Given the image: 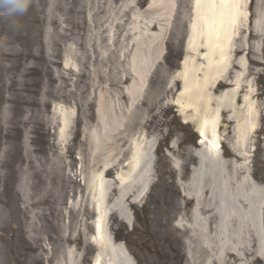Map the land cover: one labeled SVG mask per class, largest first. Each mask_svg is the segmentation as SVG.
I'll return each mask as SVG.
<instances>
[{
  "label": "rangeland",
  "instance_id": "1",
  "mask_svg": "<svg viewBox=\"0 0 264 264\" xmlns=\"http://www.w3.org/2000/svg\"><path fill=\"white\" fill-rule=\"evenodd\" d=\"M158 1L32 0L15 20L0 17V264H70V252L75 264H92L88 239L102 182L104 211L133 221L130 232L112 213L108 227L126 237L137 263L188 264L183 226L193 204L184 184L202 151L180 115L175 75L195 59L185 49L191 0L148 9ZM249 78L264 109V49ZM145 136L158 156L153 189L140 199L152 151L133 179L127 161ZM254 155L264 188V140Z\"/></svg>",
  "mask_w": 264,
  "mask_h": 264
},
{
  "label": "bare ground",
  "instance_id": "2",
  "mask_svg": "<svg viewBox=\"0 0 264 264\" xmlns=\"http://www.w3.org/2000/svg\"><path fill=\"white\" fill-rule=\"evenodd\" d=\"M191 2V42L187 50L195 59H186L175 78L182 83L180 115L197 130L199 146L204 150L196 156L207 171L201 174L202 165L194 169L184 186L185 190H190L185 193L186 203L193 204L188 225L183 226L189 233L187 263L264 264V226L261 223L264 188L252 176L250 168L264 109L255 99L256 87L249 78L251 65L261 61L264 0ZM161 4L162 1L151 3L148 9ZM223 85L228 87L216 94L214 90ZM63 127L69 130L67 121ZM228 128L232 134L230 141ZM146 139L149 136L141 139L142 145H136L129 158L130 179L142 173L144 164L149 162L147 154L152 143ZM224 144L231 149V158L220 152ZM124 179L117 175L122 195L128 188ZM150 183L147 171L139 186L141 195ZM101 190H104L103 182L95 188L97 204L103 196ZM132 197L126 194L124 199L129 201ZM118 212L128 223V217ZM95 224L98 232L93 244L96 243L99 253L95 264H130L122 244L106 249L111 243L103 239L107 237L105 225L101 219ZM69 256L70 264H75V253L70 252ZM100 257H103L102 262H99Z\"/></svg>",
  "mask_w": 264,
  "mask_h": 264
},
{
  "label": "clouds",
  "instance_id": "3",
  "mask_svg": "<svg viewBox=\"0 0 264 264\" xmlns=\"http://www.w3.org/2000/svg\"><path fill=\"white\" fill-rule=\"evenodd\" d=\"M32 0H0V17L15 20L24 14Z\"/></svg>",
  "mask_w": 264,
  "mask_h": 264
}]
</instances>
